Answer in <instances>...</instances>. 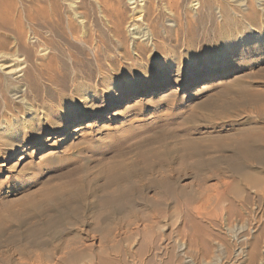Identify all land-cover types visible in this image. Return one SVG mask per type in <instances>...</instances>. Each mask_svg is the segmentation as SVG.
I'll return each mask as SVG.
<instances>
[{"label": "rangeland", "instance_id": "374dc122", "mask_svg": "<svg viewBox=\"0 0 264 264\" xmlns=\"http://www.w3.org/2000/svg\"><path fill=\"white\" fill-rule=\"evenodd\" d=\"M233 9L201 10L158 64L90 12L97 58L56 39L57 81L3 114L31 117L0 129V264H264V8Z\"/></svg>", "mask_w": 264, "mask_h": 264}, {"label": "bare ground", "instance_id": "6f19581e", "mask_svg": "<svg viewBox=\"0 0 264 264\" xmlns=\"http://www.w3.org/2000/svg\"><path fill=\"white\" fill-rule=\"evenodd\" d=\"M126 5L122 3V0H79L77 5L70 4L67 8V5L65 6L61 0H42L41 2L33 1L30 6L28 5L29 7L25 6L28 8L27 10L22 6L23 9L20 14L18 13L19 11L17 12L19 14H17V17L15 9L12 7H17L18 5H10L12 9L9 10L12 11V15L8 19L0 18V129L4 132H11L16 130L19 125L20 127L25 125V120L31 117V114H25L18 120L10 118L11 120L8 121L3 114H8L9 109H11L8 104L9 101L13 104L15 101L26 102L29 99L35 100V92L39 82L44 80V82L54 83L57 81L61 73L60 66L62 65L59 56L61 54L60 47L56 41L59 36L65 35L66 40L68 38L73 45H78L89 51L94 58H97L100 47L97 41L99 36L95 32V35L90 32L91 24H89V18L91 19L92 16L89 17V12L92 15H96L95 18H98L104 24L105 31L111 32V35L118 43L119 34L122 29H125L130 42L135 45L139 44L140 48L148 54L149 59L154 64H158L161 62L160 55L170 51L172 34L176 39L181 34L183 35L186 27L199 17L201 10H207L208 13L216 11L221 18L222 15L227 18L231 13L233 16L236 15L234 13L237 11L234 12L233 6L241 8L243 12H254L257 9L263 10L264 0H135L130 3V8L126 7ZM257 12L259 11L257 10ZM248 15L250 16V13ZM9 26H12V28L9 29ZM102 28L104 29L103 26ZM37 29L39 30L38 32ZM98 31L96 30V32ZM261 38V36H256V34L252 33L237 41V43L241 45L250 42L253 45H257ZM30 40L37 41V49H32L29 45ZM118 43L117 46L119 47ZM237 43H227L222 51L215 53L217 58H214V60L219 61L221 53L225 56L232 55V51L238 46ZM135 50L134 55L138 57L139 55ZM83 53L86 54V51ZM68 56L66 59H68V64L71 65L69 68L70 74L73 75L75 73L72 68L73 55ZM173 59L174 57L169 55L165 60H168V63L173 68H177L178 65L172 61ZM188 62L194 63L195 60L189 59ZM205 86L207 87V85H204L202 88ZM26 106L28 108L31 107H29L28 102H26ZM4 115L6 116V114ZM9 134L7 135L8 138H19L18 134L13 135L12 132ZM25 134V132H21L19 136H24ZM237 231L241 232L239 229ZM237 231H235L236 235L239 234ZM200 237L202 236L197 238Z\"/></svg>", "mask_w": 264, "mask_h": 264}, {"label": "snow or ice", "instance_id": "6c2138e0", "mask_svg": "<svg viewBox=\"0 0 264 264\" xmlns=\"http://www.w3.org/2000/svg\"><path fill=\"white\" fill-rule=\"evenodd\" d=\"M0 179H2V178H0Z\"/></svg>", "mask_w": 264, "mask_h": 264}]
</instances>
